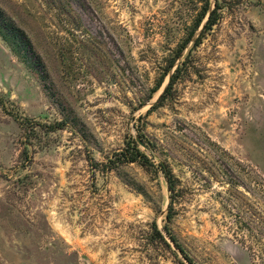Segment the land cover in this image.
Masks as SVG:
<instances>
[{"label":"rangeland","instance_id":"374dc122","mask_svg":"<svg viewBox=\"0 0 264 264\" xmlns=\"http://www.w3.org/2000/svg\"><path fill=\"white\" fill-rule=\"evenodd\" d=\"M218 3L196 43L197 0H0L31 58L0 37V264H179L139 133L192 258L264 264V0Z\"/></svg>","mask_w":264,"mask_h":264},{"label":"trees","instance_id":"16d2710c","mask_svg":"<svg viewBox=\"0 0 264 264\" xmlns=\"http://www.w3.org/2000/svg\"><path fill=\"white\" fill-rule=\"evenodd\" d=\"M197 1L200 2L202 6L194 22V26L191 32L189 33L188 37L186 38L185 42H187V40L190 39V37L194 34V32L199 28V26L204 21L203 26L200 29V32L196 37V43L200 42L201 36L204 33V31L212 28V26L217 21V10L219 8L218 0H215L214 7L211 9L209 8V5H210L209 0H197ZM0 37L4 42L8 44L11 50L23 62L28 63L31 60L30 57L27 58L26 56L28 49H30L29 40L27 39L26 35L15 25V23L5 14V12L1 8H0ZM182 46H180L179 49L177 50V54L180 53ZM172 66H173V61H171L164 68L162 75L160 76V78L158 79L155 85V88H154L155 90H157L161 86L164 80V77L170 72V69L172 68ZM178 72H179V68L177 66L174 69V71L170 74L168 83L165 86L163 92L158 97V100L155 103V106L161 105L162 101L166 97V94L168 93V91H170L173 83L176 81ZM62 125H63L62 122H56L54 124H50L47 130H54L56 128H61ZM138 136L145 145L151 148L154 147V144L150 143L143 136V134L139 133ZM116 158L118 159V161H121V162H138L139 164H141L147 169L154 170L156 172L159 171L161 173V175L164 177L167 183V188L169 190V194H170L169 196L171 199L168 204V210L165 216L166 223L163 224L162 226L164 233H162V231L158 228L155 222L152 223L153 232L157 235L159 240L163 242L165 245H167L168 247H169V242L167 241V239L174 244L175 248L178 250L181 256V258H178L179 264H199L192 258V256L189 254L186 248L181 244V242L178 240L176 235L171 231L170 227L167 224V221L171 219L172 198H173L172 196L176 190L177 181H178L175 178L171 169L167 165H165L163 162H158L155 164L154 161H152L151 158H149V156L141 150V148L139 147V143L133 137L128 139L126 149H123L117 152ZM113 161L114 160L112 159L108 160V163H112V164L111 165L109 164V166H107L106 169L111 170L114 168L115 162Z\"/></svg>","mask_w":264,"mask_h":264},{"label":"water","instance_id":"95a60500","mask_svg":"<svg viewBox=\"0 0 264 264\" xmlns=\"http://www.w3.org/2000/svg\"><path fill=\"white\" fill-rule=\"evenodd\" d=\"M135 138H136L137 142L139 143V145L146 147V145L141 141L139 136H135Z\"/></svg>","mask_w":264,"mask_h":264}]
</instances>
